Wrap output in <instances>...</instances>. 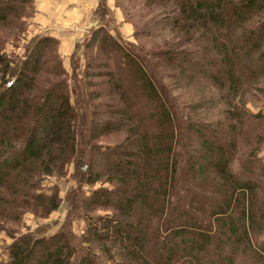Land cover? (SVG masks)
Here are the masks:
<instances>
[{"label":"trees","instance_id":"1","mask_svg":"<svg viewBox=\"0 0 264 264\" xmlns=\"http://www.w3.org/2000/svg\"><path fill=\"white\" fill-rule=\"evenodd\" d=\"M31 3L0 0V26L21 29ZM142 4L159 9L161 43L126 46L99 26L84 45L82 78L68 75L50 36L31 38L21 58L8 56L0 39V219L56 210L57 192L44 193L41 181L69 163L79 183L111 184L67 197L75 217L84 210L88 219L80 236L66 225L23 233L0 264H100L92 247L117 264H236L244 251L264 264V247L254 243L264 229V164L251 156L249 172H232L236 124L212 132L180 108L186 90L173 94L207 84L227 97L264 91V0ZM107 10L100 0L95 16ZM240 100L229 103L230 118H249L258 139L253 125L264 126V116L248 115ZM118 132L125 136L113 147L95 143ZM98 209L111 214H88Z\"/></svg>","mask_w":264,"mask_h":264},{"label":"rangeland","instance_id":"2","mask_svg":"<svg viewBox=\"0 0 264 264\" xmlns=\"http://www.w3.org/2000/svg\"><path fill=\"white\" fill-rule=\"evenodd\" d=\"M142 3L143 0H115V7L121 11L123 23L128 24L133 28L132 37L129 38V40L128 38H124L125 36L123 37L121 33L117 32V26L111 22V14L107 5L108 12L107 16L104 17L105 20L103 18V21L105 25L109 22L108 26H114L116 29L115 33H110L117 35L124 45L129 46L132 44L135 47L149 51L156 47V43H161L162 41L161 36H159V24L158 26H154L153 24L158 18L157 15L159 9L156 7L147 8ZM32 12L33 8L31 3V5L26 8L23 18L24 26L21 29H18L15 24L10 27L3 25L0 26V39L3 44V50L8 56L21 58L31 38L41 36L40 33L33 35V32L29 28L28 18L31 16ZM108 26H104L103 28L110 31ZM85 36V38L75 44V50L73 51L74 58H69V65L67 64L69 66L68 69L63 67L69 76H71L74 71L76 77L82 78L85 70V59L83 55L85 52L84 45L90 38L91 32H88ZM169 36L170 35L167 34L166 38H169ZM175 39L176 37L173 38V40ZM88 54L90 55L91 52L89 51ZM95 61L99 62L100 60L96 59ZM62 66H64L63 62ZM164 80L171 88V83L173 81L172 78H164ZM187 88L188 89L181 88L178 89V91H173V94L175 93L179 95V93L186 90L184 98L180 96L179 102H177L183 112L187 115L190 114L197 123L210 125V127L212 126V132L224 131L228 129L231 124H236V154L230 164L232 172L239 175L249 172V157L251 156H254L255 159L264 164V140H261L264 139V126L257 128V126L253 125L257 130L256 132L259 133L258 139L261 140L259 141L258 139H255L254 135H249V125L251 124L249 123V118L244 119V123L239 125L236 121V117L233 119L230 118V113L233 114V111H229L232 107V104L229 103H235L236 101H239V99H242L240 101H244L243 109L248 115L249 113L251 115L261 113L264 116V91H249L245 92L242 96L238 94L236 96L229 95V97H227L226 91L222 90L220 92L214 87H210L208 84L200 92H198L193 85ZM258 88H264V79L260 81ZM201 98L207 103H203L202 106H199L197 112L193 115V113H190L188 106L198 102ZM250 120L251 122L255 121L252 118ZM206 134H210V129L206 131ZM124 136L125 133L123 132L112 133L101 136L95 141V143L101 146L113 147L115 144H119L124 139ZM253 151L254 153L251 154ZM102 187L111 188V184L103 181L97 182L93 185L79 183L74 178V166L72 163H69L65 167L61 175L54 174L43 177L41 181V190L47 194L56 191L60 199L59 206L49 214H42L40 211L28 210L21 214L16 220L0 219V263L8 260L9 245L15 237H18L23 233H31L36 236L50 235L65 228L66 225L67 229H71L76 236H80L86 228L88 219L86 216H83L84 210H79L77 212V214H79L77 215L78 217H75L74 214H76V212L69 207L67 197H71L72 194H77V200L81 199L80 195L85 199L91 195L92 191ZM88 214L93 217L104 216L105 214H111V210L98 209ZM255 242L264 247V229L261 234L255 236L254 243ZM92 249L96 251L97 259H99L100 264H117L113 259L107 260L108 257L99 249L93 247ZM244 252L246 253L238 254L236 264H253L254 260L249 256V251Z\"/></svg>","mask_w":264,"mask_h":264},{"label":"crops","instance_id":"3","mask_svg":"<svg viewBox=\"0 0 264 264\" xmlns=\"http://www.w3.org/2000/svg\"><path fill=\"white\" fill-rule=\"evenodd\" d=\"M105 1L117 32L129 40L132 37V26L123 23L121 11L115 7V0ZM99 2L100 0H32L33 12L28 18L29 28L33 35L40 33L56 39L57 52L65 69L69 67V58L75 50V44L93 29L108 26L107 18L108 24L105 25L103 18L95 16ZM108 28L111 33H115L113 25Z\"/></svg>","mask_w":264,"mask_h":264}]
</instances>
